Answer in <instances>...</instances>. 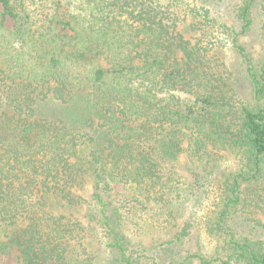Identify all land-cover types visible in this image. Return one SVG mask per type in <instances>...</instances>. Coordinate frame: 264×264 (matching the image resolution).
I'll return each instance as SVG.
<instances>
[{
    "label": "trees",
    "instance_id": "trees-1",
    "mask_svg": "<svg viewBox=\"0 0 264 264\" xmlns=\"http://www.w3.org/2000/svg\"><path fill=\"white\" fill-rule=\"evenodd\" d=\"M227 2L0 0V257L264 264V0Z\"/></svg>",
    "mask_w": 264,
    "mask_h": 264
},
{
    "label": "rangeland",
    "instance_id": "rangeland-1",
    "mask_svg": "<svg viewBox=\"0 0 264 264\" xmlns=\"http://www.w3.org/2000/svg\"><path fill=\"white\" fill-rule=\"evenodd\" d=\"M229 2V0H227ZM228 2L226 3V5L222 6L220 9H217V11H219L221 17L223 18V20L226 22V24H232L234 21V24L236 26V28L238 29V31H240V27H239V22L237 21V19H234V13H231V7L228 6ZM7 27L11 28L12 27V23L9 21L7 23ZM260 32L262 33V30H260ZM244 41H248L247 43L249 44V49L251 50L252 55H254V57L256 59L261 58L262 53H263V48H264V32L262 33V37L258 36L257 34L251 35V36H247L245 38H243ZM223 56H225L228 61L230 62V58L233 55V53L231 51H228L227 49L223 50ZM234 63L237 64V61L234 60ZM239 67V65H238ZM241 69L242 67H239L238 69L235 68L234 66V81L237 85L238 89V93H239V97L240 99L243 101H248L249 103H254V100L252 98V94H251V89L250 87L247 85L243 75H241ZM236 168V161L233 158L232 155H227L224 160H222V162L219 164V169H218V174L222 175L224 173H227L231 170H234ZM120 191H123L120 189ZM206 210V205L205 206H200V207H194L193 204L188 203L185 207V211L182 214V218L180 219V224L185 221L186 219H189L191 214H193V217H201L203 216L204 212ZM192 232L195 233V228L192 229ZM177 233V229H174L173 231H170L168 234L167 233H161L158 236H156L154 239L151 240H145V243H148V247H151L153 249H159V247L161 248V246L171 240L175 234ZM205 235L202 233V240L205 239ZM204 241V240H203ZM205 242V246L203 244V251L206 252L208 250H211L213 247V242L212 241H204ZM194 245V244H193ZM195 247V246H194ZM97 255L99 256V259L102 260V258L104 257V260H108V255H104V251L103 248L97 249ZM0 260L4 263V264H17V254H11L9 256H5V257H0Z\"/></svg>",
    "mask_w": 264,
    "mask_h": 264
}]
</instances>
